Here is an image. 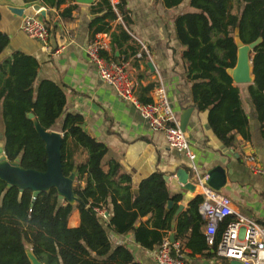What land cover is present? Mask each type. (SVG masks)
<instances>
[{
	"label": "trees",
	"instance_id": "16d2710c",
	"mask_svg": "<svg viewBox=\"0 0 264 264\" xmlns=\"http://www.w3.org/2000/svg\"><path fill=\"white\" fill-rule=\"evenodd\" d=\"M67 1L73 0H41V3L58 9ZM182 1L162 0V3L173 8ZM124 5V0L114 5L110 0L97 3L93 12H105L89 23L94 34L110 33V22L119 17L127 27ZM189 8L190 12L173 20L175 38L186 47L180 53L184 77L190 84L196 110L207 112L211 132L227 148L235 147L237 135L243 139L250 137L241 87L234 86L228 74L236 65L235 34L243 45L261 38L249 55L253 81L246 90L264 140V0H189ZM60 17L69 18L70 9L61 12ZM123 25L110 33L111 49L120 53L124 44L133 41ZM8 44L9 37L0 32V141L4 154L9 161L19 159L24 170L44 172L47 152L34 120L45 131L58 129L62 174L68 177L75 171L73 194L77 201L72 205L59 200L55 188L42 191L33 199L31 189L7 187L0 180V264H31L28 249L40 264H116V261L135 264L125 247L111 251L106 228L120 235L132 233L137 244L151 250L161 244L173 223L175 243L192 254L208 250L205 223L198 213L202 198H193L175 217L182 195L169 193L164 178L170 173L159 170L139 182L135 197L131 177L118 162L105 160L107 147L84 132L82 116L65 111L67 100L62 86L51 80L38 81L39 63L30 55L18 51L2 58ZM136 51L132 47L124 57L133 56ZM29 114L34 116L33 120L28 118ZM168 202L173 205L166 211ZM102 207L111 211L107 226L96 212ZM74 210L79 212L80 224L69 228L68 219ZM147 215L149 220L140 222ZM229 220L219 227L214 251ZM261 226L264 228V224ZM92 255L108 256L109 262L92 261Z\"/></svg>",
	"mask_w": 264,
	"mask_h": 264
},
{
	"label": "crops",
	"instance_id": "0c3cea01",
	"mask_svg": "<svg viewBox=\"0 0 264 264\" xmlns=\"http://www.w3.org/2000/svg\"><path fill=\"white\" fill-rule=\"evenodd\" d=\"M100 1H67L58 9L45 6L47 16L43 17L33 10L31 4L20 15L10 11L9 3L20 7L24 0H0V32L9 37L2 58L18 51L34 57L39 63L38 81L51 80L62 86L67 100L65 111L82 116L84 132L107 147L105 160L119 163L121 169L131 177L133 189H137L139 182L156 170L170 173L164 179L171 195H182L178 203V207L182 206V212L198 196L195 191L186 190L177 179L178 171H184L192 183L194 177L190 173L189 162L183 153L168 146L162 132L150 128L131 103L123 101L112 87L99 79L95 66L84 55V47L88 42L96 36L106 35L108 49L103 56L107 60L129 61L128 72L136 84L135 99L143 105V100H148L146 104L151 103L153 87L160 78L166 86L170 106L179 117L180 125L182 119H186L184 133L195 155L194 163L199 173L207 176L215 167H221L226 181L217 192L230 199L235 212L253 219L260 226L264 224V140L256 111L246 90L251 83L237 84L233 81L234 86L241 87L242 106L248 118L250 137L243 139L237 135L235 147L227 148L211 132L207 124V112L196 110L190 84L184 77L180 53L186 47L175 38L173 20L175 16L191 11L189 0H183L173 8H166L162 0H124L127 27L120 17L110 22V33L122 24L133 40L124 44L121 49L123 54L111 49L110 33L94 34L89 27L96 16L105 12H93V7ZM118 1L110 0L112 5ZM38 2L41 3V0ZM65 9H70L69 18L60 17ZM27 16H35L46 23L49 31L46 50L42 49L39 41L28 38L21 30L22 20ZM138 41L147 47L150 59H135L134 55L124 57L132 47L139 50ZM53 131L59 132L56 128ZM176 170V174H173ZM100 209L105 215L101 220L107 226L111 211L109 208ZM180 212L176 211L175 217ZM149 218L150 215H147L140 222L145 223ZM79 224V212L74 210L68 219V227L76 228ZM17 225L23 226L24 223L18 222ZM106 229L111 251L122 246L132 255L133 263L158 264L155 259L157 245L147 250L135 242L132 233L120 235L110 228ZM174 234L173 223L166 237H174ZM208 248L202 254H192L185 248V256L192 264H230L226 259L217 257L213 248ZM90 260L109 262L108 256L92 255ZM114 263L124 264L120 261Z\"/></svg>",
	"mask_w": 264,
	"mask_h": 264
},
{
	"label": "built area",
	"instance_id": "2783aa9c",
	"mask_svg": "<svg viewBox=\"0 0 264 264\" xmlns=\"http://www.w3.org/2000/svg\"><path fill=\"white\" fill-rule=\"evenodd\" d=\"M21 30L30 39L39 41L42 49H47L49 31L46 23L35 16L24 17ZM135 59H150L147 47L140 41ZM108 49L106 35L96 36L84 47V55L95 66L99 79L112 87L118 97L131 103L139 115L146 120L150 128L163 133L171 149L183 153L190 164V173L194 177L192 185L195 193L202 198L198 213L205 223L204 235L208 247L212 248L221 224L230 219L223 228L216 245L217 257L229 263L264 264V228L253 219L234 211L227 196L211 189L201 175L194 160L186 134L180 129L179 117L172 111L166 86L160 78L153 87V99L149 104H140L134 97L136 84L130 77L129 61L107 60L103 53ZM99 217L104 218L102 209H96ZM186 250L180 243H172L165 237L157 248L155 259L158 264H192L185 256Z\"/></svg>",
	"mask_w": 264,
	"mask_h": 264
},
{
	"label": "water",
	"instance_id": "95a60500",
	"mask_svg": "<svg viewBox=\"0 0 264 264\" xmlns=\"http://www.w3.org/2000/svg\"><path fill=\"white\" fill-rule=\"evenodd\" d=\"M79 2L91 3L92 0H77ZM30 6L34 11L38 12L41 16H47L46 8L38 0H24L23 6L15 7L12 3H9L10 11L15 15L22 14L26 6ZM261 38H258L255 42L249 45H243L235 34V43L237 46V58L236 65L233 69L228 70V74L237 84H250L253 81L252 68L249 61L250 52L260 43ZM29 119H34L32 114L28 115ZM35 129L45 144L47 152L46 170L44 172H37L34 170H24L19 165V159L14 161L7 160L3 145L0 144V180L7 184V187L16 186L19 190L31 189L33 199L42 192L49 191L50 188H55L58 194L59 200H65L70 204L76 203V198L73 194L72 182L75 177V171L73 170L68 177L62 174L61 164V135L56 131H45L34 120ZM186 119H182L180 129L185 131ZM177 179L180 183L190 191H194V186L188 181V175L184 171H178ZM226 181L224 170L221 167H215L208 172L207 185L216 191H220ZM134 196H137L138 190L133 189ZM172 202L167 203L166 209H170ZM182 210V206H179L177 212ZM170 240L174 243V237L171 235ZM28 258L31 264H40L30 253ZM230 264H238L235 261H231Z\"/></svg>",
	"mask_w": 264,
	"mask_h": 264
},
{
	"label": "rangeland",
	"instance_id": "374dc122",
	"mask_svg": "<svg viewBox=\"0 0 264 264\" xmlns=\"http://www.w3.org/2000/svg\"><path fill=\"white\" fill-rule=\"evenodd\" d=\"M0 144L3 145L2 141H0ZM75 184H76V181H75V177H74V180H73V182H72V187H73ZM9 223L17 224L16 222H13V221H9ZM31 242H32V240H31ZM32 243H33V242H32ZM33 244H34V243H33ZM28 254H30V252H28Z\"/></svg>",
	"mask_w": 264,
	"mask_h": 264
}]
</instances>
